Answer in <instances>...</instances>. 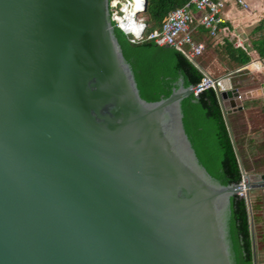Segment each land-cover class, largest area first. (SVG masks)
<instances>
[{"label":"water","instance_id":"95a60500","mask_svg":"<svg viewBox=\"0 0 264 264\" xmlns=\"http://www.w3.org/2000/svg\"><path fill=\"white\" fill-rule=\"evenodd\" d=\"M193 90L142 99L109 0H0V264H236L230 200L264 172L206 171ZM249 96L219 92L224 117Z\"/></svg>","mask_w":264,"mask_h":264},{"label":"trees","instance_id":"16d2710c","mask_svg":"<svg viewBox=\"0 0 264 264\" xmlns=\"http://www.w3.org/2000/svg\"><path fill=\"white\" fill-rule=\"evenodd\" d=\"M187 1L147 0L146 9L141 13L146 33L159 30L166 15ZM114 33L145 101L166 98L180 84L186 88L199 82L201 73L180 52L170 47H159L148 40L131 44L116 27ZM223 44V50L236 64L249 62L250 58L241 49L227 42ZM259 45L262 48L259 54L264 57V42ZM181 109L184 131L201 165L222 184H239L242 178L240 165L216 93L209 89L197 97H186L181 102ZM242 164L246 168V164ZM230 203L229 225L236 264H254L255 249L264 251L263 230H250L245 198L234 195ZM252 210H264V205L254 203ZM254 218L258 219L253 215Z\"/></svg>","mask_w":264,"mask_h":264},{"label":"crops","instance_id":"0c3cea01","mask_svg":"<svg viewBox=\"0 0 264 264\" xmlns=\"http://www.w3.org/2000/svg\"><path fill=\"white\" fill-rule=\"evenodd\" d=\"M242 1L249 6L248 11L237 0L225 2L221 16L224 20L222 27L226 29L217 38H211L205 30L197 28L194 39L205 45L203 55L196 60L199 68L213 77L229 75L232 88L240 94L250 95L242 100L241 111L224 117L237 158L242 163L249 160L250 165L247 164L246 168L242 164L243 171L249 173L255 169L250 163L251 157L256 160L263 156L259 151L263 146L259 144L264 142V69L260 68L264 57L259 54L262 49L259 44L264 42V0ZM194 14L199 17L198 13ZM209 41L211 48L206 50ZM225 42L245 52L250 58L249 62L245 65L236 64L223 50ZM256 168L258 170L254 172H264V162ZM249 195L252 206L253 203L264 205V190L252 189ZM255 216L258 219H253L252 232L264 231V210H256Z\"/></svg>","mask_w":264,"mask_h":264},{"label":"built area","instance_id":"2783aa9c","mask_svg":"<svg viewBox=\"0 0 264 264\" xmlns=\"http://www.w3.org/2000/svg\"><path fill=\"white\" fill-rule=\"evenodd\" d=\"M227 0H188L183 6L170 11L162 22L159 30L146 33L144 18L141 16L144 0H109L110 19L114 27L119 29L131 44H137L144 40L152 41L159 47H170L180 52L186 59L192 62L201 73L199 82L191 86L192 95L197 97L205 90H213L216 95L219 92L231 89L230 76L213 77L202 71L196 63L205 51V45L194 39L197 28L206 31L209 37L217 38L225 31L222 27L224 20L221 16ZM237 3L245 11L249 6L242 0ZM194 12L199 14L195 17ZM238 46H241L238 43ZM261 69H264V60L261 61ZM242 174V173H241ZM243 174L240 184L243 185ZM240 197L245 198L247 216L250 230L253 231V210L249 196L245 188L241 187ZM254 264H264V261H255Z\"/></svg>","mask_w":264,"mask_h":264},{"label":"rangeland","instance_id":"374dc122","mask_svg":"<svg viewBox=\"0 0 264 264\" xmlns=\"http://www.w3.org/2000/svg\"><path fill=\"white\" fill-rule=\"evenodd\" d=\"M210 43H211V41H209V43L207 42L206 50L207 49L209 50L211 48V46L209 45ZM259 145L263 146L262 149H259V151L262 153L263 156L261 158H259V159L254 160L253 159V156H252L253 153H252L251 154V156H252L251 158L252 159H250L251 165L254 166V168H255V169H253L254 171H257L258 169L256 167H259V164L262 163V162H264V142L263 143H260ZM248 162H249V160L248 161L245 160L244 164L247 165ZM240 164H241V168H242V161L241 160H240ZM248 165H250V164H248ZM242 170H243V168H242ZM251 172H253V171H251ZM249 193H250V191L248 192V196H250ZM254 215H255V211H254ZM263 233H264V231H263ZM255 260L256 261H264V251H261V250H258L257 249L256 252H255Z\"/></svg>","mask_w":264,"mask_h":264}]
</instances>
